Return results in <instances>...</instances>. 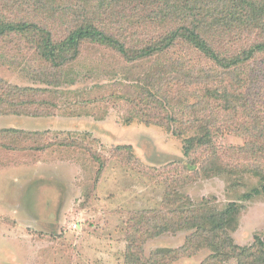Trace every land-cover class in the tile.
<instances>
[{
  "label": "rangeland",
  "instance_id": "obj_1",
  "mask_svg": "<svg viewBox=\"0 0 264 264\" xmlns=\"http://www.w3.org/2000/svg\"><path fill=\"white\" fill-rule=\"evenodd\" d=\"M209 1L212 7L218 0ZM247 1L260 4L261 13L245 14L240 9L235 25L229 23L231 32L210 38L222 58L237 57L264 43V0ZM23 3L29 4L26 12ZM68 3L55 0L50 9L67 8ZM36 6L34 0H0V19L26 17L28 22L46 24L57 41L74 28L73 13L63 15L58 10L47 19L48 14L35 11ZM160 9L146 0L141 4L92 0L85 8L95 15L99 29L126 45L130 56L154 46L179 26L151 21L152 15L160 18ZM0 50V79L5 85L31 88L28 96L58 106L50 109L53 116L44 121L0 116V130L24 128L42 133L14 136L0 132V264H152L160 248H184L195 231L186 226L191 211L208 207L225 211L230 203L239 206V225L231 237L236 245L251 248L230 263L264 264L260 257L264 251V193L248 201L243 198L260 183L253 175L240 172L256 162L253 150L240 151L247 138L235 133L236 127L248 123V141L258 139L263 150L257 162L264 166V139H259L264 136V55L237 73L217 72L228 84L250 79L253 93L263 97L228 112L216 109L215 103L203 105L198 98L203 95L201 90L174 84L172 79L166 84L157 81L159 77H189V67L217 71L185 42L134 64L110 49L84 44L64 73L39 61L31 44L23 40L0 41ZM45 72L52 74L48 79L57 80L58 74L68 81L56 90L44 84ZM159 87L161 95L155 98ZM34 89L49 92L35 93ZM55 91L59 94L54 95ZM164 97L175 110L155 106L154 100L162 103ZM233 102L237 106L241 100L235 97ZM139 110L155 113L150 124L135 119ZM174 112L186 113V119L195 113L207 126L218 125L224 132L208 147L185 156L183 138L172 132L183 126L170 122ZM214 165L224 167L225 172L214 171ZM163 229L170 231L163 233ZM194 241L189 251L179 250L177 261L171 263L168 257L158 261L202 264L211 251H196Z\"/></svg>",
  "mask_w": 264,
  "mask_h": 264
},
{
  "label": "trees",
  "instance_id": "obj_2",
  "mask_svg": "<svg viewBox=\"0 0 264 264\" xmlns=\"http://www.w3.org/2000/svg\"><path fill=\"white\" fill-rule=\"evenodd\" d=\"M63 2L64 0H58ZM92 0H68L67 8L63 9V6L59 9L51 8L50 5L55 0H34L37 4L35 11L46 12L48 14L47 19H52L53 14L60 10L63 15L73 13L75 15V26L74 28L65 35L60 41L55 39V33L52 29L48 28V25L41 23L28 22L26 17L24 19L10 21L0 19V41L15 39L23 40L31 44L32 50L37 54L38 60L46 64L47 67L52 66L58 73H64L65 67L70 63L75 62L80 54L81 48L84 44L96 45L98 47H104L118 53L123 59H128V62L134 64L144 58H150L152 55L170 50L180 42H185L188 47L194 49L200 53L206 60L212 62L217 69L202 72L193 71L195 67H189L186 74L190 73L189 77H159L157 80L160 84L168 83L167 80L172 79L174 84H186L192 87V90H201L198 98H201L203 105L211 107V104L215 103L216 109L220 108L224 111L234 112L240 108H244L249 105V100H254L257 97L259 100H263L260 93H253L250 88V79L239 78L235 81V84H228L225 81V77H220L217 72H222L223 75L231 74L232 72H239L246 68L248 63L256 58V56L264 55V43L252 46L251 48L244 51L237 57L222 58L214 49V45L211 43L210 38L214 36L221 37L224 33L231 32V24L235 25V20L238 17L241 10H245V14L257 15L261 13L259 11L260 4L253 3L247 0H218L216 5L211 7V1L209 0H146L147 3L151 1L158 5L161 9L158 11L159 19L157 15L151 16V21H160V23L166 24H178L176 28L170 29L167 34L160 37L154 44V46H147L143 49H139L135 55L129 54V51L125 44L119 39L108 34L103 29H99L95 15L87 12L85 8H88V3ZM99 1V0H98ZM115 3L118 0H112ZM139 4L143 3L144 0H133ZM120 2V1H119ZM158 2V3H157ZM234 3L228 5L227 3ZM24 12L29 10V4L23 3ZM58 4V3H57ZM61 4V3H60ZM236 4V5H235ZM57 7V6H56ZM60 7V5L58 6ZM57 7V8H58ZM46 10V11H44ZM247 16V15H245ZM28 17V16H27ZM252 19L251 21H253ZM228 21V22H227ZM222 22V24H220ZM231 22V24H229ZM225 23L227 25H225ZM226 27V29L222 28ZM5 49H2L4 51ZM1 51V50H0ZM0 57H3L0 55ZM9 63V62H8ZM46 73V72H45ZM196 73V74H195ZM35 74V73H34ZM44 76V72H43ZM47 76H52L50 73H46L47 78L44 84L52 86L59 90L63 84L67 83V77H58L56 74L55 79H48ZM55 80V81H53ZM0 79V116H7L12 114L17 117L28 118L32 121L45 120L46 117L53 116L50 112L51 108H58L57 105H52L50 102L38 101L34 97L28 96V91L33 92L31 88H21L5 85ZM8 84V83H7ZM135 87V86H134ZM162 87H159V91L154 93L155 98L160 94ZM35 90V89H34ZM35 93H48L49 90L42 89L35 90ZM59 93L55 91L54 95ZM115 96V95H113ZM122 97L123 95H118ZM235 97L241 100L237 106L233 102ZM160 98V97H159ZM233 99V100H232ZM156 107L169 106L172 110L171 100L168 97L162 99V103L154 100ZM37 108H36V107ZM167 107V110L170 108ZM36 108V109H33ZM47 108V111L42 112ZM151 108V105L146 107ZM36 110V111H35ZM41 110V111H40ZM147 110H139L134 113L135 119H139L141 122L150 124L151 118L155 113L148 112ZM145 116V117H144ZM169 116V115H168ZM144 117V118H143ZM148 118V119H147ZM153 118V117H152ZM170 122L175 124H181L183 126L177 127L172 132L175 136L183 138L184 140V154L190 156V154L196 152L201 148L208 147L213 143L214 138L224 132L220 126H207L199 116L193 113L192 118L186 119V113H172L169 116ZM184 119V121H182ZM146 120V121H144ZM218 124L221 122H217ZM158 124V123H157ZM248 123H244L243 127H236L235 133L247 138L243 147L240 151H252V156L255 158L253 166H244L240 170L242 174H251L254 178L259 180V185L254 187L250 192L244 195L245 200H251L254 196H259L264 193V166L259 165L257 157L260 151L263 149L258 147V139H255V143L248 141L249 133ZM195 129V133L187 135L192 128ZM3 134H29L39 135L42 134L39 130H26L24 128H8L0 130ZM48 132V130H44ZM245 132V133H243ZM245 134V135H244ZM264 139V136L259 139ZM128 148V147H127ZM131 149V147H129ZM214 171L225 172V168L218 165L212 166ZM211 167V168H212ZM194 168V167H193ZM208 168L207 171L211 170ZM232 172H229V174ZM236 186V185H235ZM239 213V206L236 203H230L229 207L225 211L213 210L212 208H199V211H191V214L187 217L188 229L195 230L189 238L184 248H178L180 251H189L192 241L195 239L197 247L196 251L208 249L211 251V255L202 264H231V260L238 257H244L250 252L251 248L241 247L235 244L231 237V232H235V226L238 227L239 222L237 215ZM186 214V213H185ZM180 228L184 226L179 225ZM170 229H163V233H168ZM256 240L259 241L258 238ZM264 243V241H262ZM190 247V248H189ZM179 250H172L170 248H160L156 252L157 260L154 259L152 264H162L158 260L162 258H170L171 263L177 261L181 254ZM128 256V255H127ZM126 256V259H128ZM261 261L264 263V251H262Z\"/></svg>",
  "mask_w": 264,
  "mask_h": 264
},
{
  "label": "built area",
  "instance_id": "obj_3",
  "mask_svg": "<svg viewBox=\"0 0 264 264\" xmlns=\"http://www.w3.org/2000/svg\"><path fill=\"white\" fill-rule=\"evenodd\" d=\"M75 227H76V225H75Z\"/></svg>",
  "mask_w": 264,
  "mask_h": 264
}]
</instances>
